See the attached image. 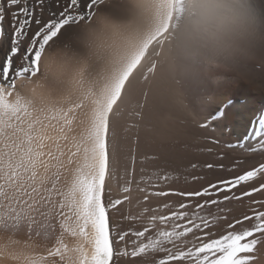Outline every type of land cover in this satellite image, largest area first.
<instances>
[{"label": "snow or ice", "instance_id": "6c2138e0", "mask_svg": "<svg viewBox=\"0 0 264 264\" xmlns=\"http://www.w3.org/2000/svg\"><path fill=\"white\" fill-rule=\"evenodd\" d=\"M100 6L0 0V264H264V112L244 106L237 135L211 82L175 112L146 93L102 95L76 71ZM42 78L40 100L19 85ZM201 130L218 133L210 161L172 168L147 151Z\"/></svg>", "mask_w": 264, "mask_h": 264}, {"label": "bare ground", "instance_id": "6f19581e", "mask_svg": "<svg viewBox=\"0 0 264 264\" xmlns=\"http://www.w3.org/2000/svg\"><path fill=\"white\" fill-rule=\"evenodd\" d=\"M246 3L264 30V0ZM100 5L95 18L84 29L76 71L81 76L91 74L102 85V95L106 91L119 95L124 89L121 103L127 104L132 97L146 93L150 105L175 112L181 108V99L190 102L201 85L211 82L213 90L235 105L237 135L245 130L244 106L264 112V96L225 83L244 84L253 89L264 87V41L247 51L240 64L242 75L219 72L199 58L167 56L185 16V0H103ZM154 118L161 119L162 113L158 110ZM216 135L201 130L196 139L185 135L170 149L161 150L153 145L147 151L150 155L162 151L161 164L183 168L190 161L212 159L201 150L215 147L206 138Z\"/></svg>", "mask_w": 264, "mask_h": 264}, {"label": "clouds", "instance_id": "9594fccd", "mask_svg": "<svg viewBox=\"0 0 264 264\" xmlns=\"http://www.w3.org/2000/svg\"><path fill=\"white\" fill-rule=\"evenodd\" d=\"M260 41H264V30L246 0H185V16L167 56L199 58L212 70L242 75L241 62ZM58 65V53L45 56V75H57ZM19 85L37 100L43 97V78L32 83L20 81Z\"/></svg>", "mask_w": 264, "mask_h": 264}, {"label": "rangeland", "instance_id": "374dc122", "mask_svg": "<svg viewBox=\"0 0 264 264\" xmlns=\"http://www.w3.org/2000/svg\"><path fill=\"white\" fill-rule=\"evenodd\" d=\"M200 160H201V159H200ZM206 160H209V161H210L211 159H206Z\"/></svg>", "mask_w": 264, "mask_h": 264}, {"label": "water", "instance_id": "95a60500", "mask_svg": "<svg viewBox=\"0 0 264 264\" xmlns=\"http://www.w3.org/2000/svg\"><path fill=\"white\" fill-rule=\"evenodd\" d=\"M103 1V0H100V2Z\"/></svg>", "mask_w": 264, "mask_h": 264}]
</instances>
